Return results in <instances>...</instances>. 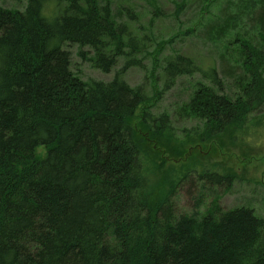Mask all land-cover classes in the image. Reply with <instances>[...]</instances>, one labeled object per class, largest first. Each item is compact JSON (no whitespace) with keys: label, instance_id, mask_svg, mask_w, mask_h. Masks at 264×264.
I'll return each instance as SVG.
<instances>
[{"label":"trees","instance_id":"1","mask_svg":"<svg viewBox=\"0 0 264 264\" xmlns=\"http://www.w3.org/2000/svg\"><path fill=\"white\" fill-rule=\"evenodd\" d=\"M59 3L67 6L58 14ZM111 8L100 0L0 6V264H264V219L254 209H223L216 196L205 213L177 214L185 171L170 161L183 144L167 114L144 107L153 95L125 80L144 69L147 38ZM74 45L83 59L90 49L104 74L123 67L110 82L85 81L72 69L66 47ZM242 51L232 90L181 53L162 60L166 85L198 72L209 83L183 108L204 122L195 131L203 144L231 127L263 128L264 53L248 42ZM233 179L207 171L200 190Z\"/></svg>","mask_w":264,"mask_h":264},{"label":"rangeland","instance_id":"2","mask_svg":"<svg viewBox=\"0 0 264 264\" xmlns=\"http://www.w3.org/2000/svg\"><path fill=\"white\" fill-rule=\"evenodd\" d=\"M100 1L111 4L115 21L126 24L136 38H147V55L141 53L144 69H130L124 78L132 87L143 86L149 96L153 95V100L144 107L151 108L156 116L167 114L178 144H183L178 162L177 159L170 161L171 166H180L185 171L176 199L177 214L205 213L217 196L223 209L244 206L254 209L256 215L264 219V118L263 128L254 127L253 135L249 131L245 133L244 126L238 133L231 127L224 136L203 144V136L196 135L195 131L205 126L204 122L191 112L185 113L183 108L198 84L209 83L198 72L166 85L162 71L165 56L181 53L191 58L202 72L212 68L218 71L223 87L232 90L236 79L232 66H240L243 61L240 54L244 42L264 53V0ZM28 3L29 0H0V6L10 11L24 12ZM66 6L59 3L55 10L59 14ZM178 7L182 9L180 12ZM241 17L243 19L239 20ZM66 48L72 55V69L85 81L110 82L124 64L121 60L112 73L104 74L88 61L93 57L90 49H83L87 52V58L83 59L80 57L82 48L77 45ZM152 71L159 73L156 84ZM144 107L137 114L142 113ZM262 111L264 108L260 109ZM252 122L254 120L249 124ZM45 155V148L37 150L39 158ZM207 171L233 176V183L230 188L215 187L203 193L199 175Z\"/></svg>","mask_w":264,"mask_h":264}]
</instances>
